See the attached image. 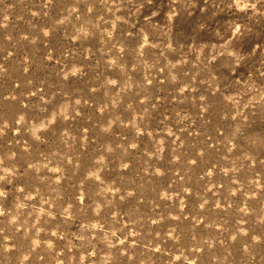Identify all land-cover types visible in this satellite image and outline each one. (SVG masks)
<instances>
[{
    "label": "rangeland",
    "instance_id": "rangeland-1",
    "mask_svg": "<svg viewBox=\"0 0 264 264\" xmlns=\"http://www.w3.org/2000/svg\"><path fill=\"white\" fill-rule=\"evenodd\" d=\"M0 264H264V0H0Z\"/></svg>",
    "mask_w": 264,
    "mask_h": 264
}]
</instances>
